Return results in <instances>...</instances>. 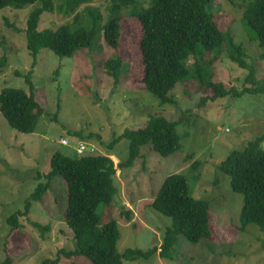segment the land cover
<instances>
[{
	"label": "rangeland",
	"instance_id": "obj_1",
	"mask_svg": "<svg viewBox=\"0 0 264 264\" xmlns=\"http://www.w3.org/2000/svg\"><path fill=\"white\" fill-rule=\"evenodd\" d=\"M51 1L54 11L41 16L40 31L73 23L75 14L64 16L58 10L62 0ZM251 1L215 0L209 10L219 28L231 32L235 43L242 45L257 78L264 79L261 49L249 39L242 25L244 8ZM38 5L21 10L0 9V60L5 56L0 68V92L17 88L28 93L29 78L45 111L31 134L11 127L0 112V264H43L56 259L59 250L75 247L73 233L65 223L68 186L60 175L50 179L51 187L42 201L33 202L28 216L20 218L19 229L14 230L7 222L13 213L24 210L37 186L48 181L46 175L54 152L75 157L76 145L84 142L92 144L98 155L111 153L117 165L127 157L128 141H121L110 152L106 145L126 129L144 127L151 115L178 121L181 148L162 157L146 146L132 167L118 169L114 200L98 209L102 222L118 223L120 252L148 251L160 246L172 220L155 211L151 204L164 180L180 173L187 177L193 197L208 202L213 237L190 243L180 236L173 260L161 258L158 251L149 258L125 260L124 264H264V231L251 224L240 232L244 195L235 193L230 179L219 170L233 151L244 150L251 141L264 137V94L238 97L231 93L211 99V88H199L194 80H189L171 92L173 105H161L141 82L142 33L138 20L129 15L131 6L121 11L122 37L117 49L105 42L101 31L92 48L80 49L71 57L58 56L48 49L40 50L34 57L27 49L25 31L28 16ZM86 6L99 8L106 23L110 14L108 0H94L78 11L83 12ZM118 56L124 65L115 83L104 64ZM194 62L190 58L189 63ZM213 65V82L227 90L254 88L246 80L249 71L231 62L226 53ZM62 141H67L68 146ZM195 163L197 167L193 168ZM128 210L133 213L131 221L123 214ZM61 262L90 264L86 258H63Z\"/></svg>",
	"mask_w": 264,
	"mask_h": 264
},
{
	"label": "trees",
	"instance_id": "obj_2",
	"mask_svg": "<svg viewBox=\"0 0 264 264\" xmlns=\"http://www.w3.org/2000/svg\"><path fill=\"white\" fill-rule=\"evenodd\" d=\"M94 0H62L58 10L64 16L73 17V23H65L57 30H38L41 16L54 11L51 0H0V9L24 7L38 4L29 14L26 28L27 49L34 57L42 49H48L61 57H71L78 50L92 48L99 32L105 42L117 49L122 37V9L131 6L130 16L135 17L141 27L139 49L142 57V84L144 90L154 95L161 105H173L171 92L178 84L194 80L199 88L207 86L214 95L211 99L224 98L234 93L240 97L246 93L264 94V79L256 76L253 65L242 45L236 44L229 31H222L209 7L215 0H108L109 12L104 16L97 7L86 6ZM148 4L147 7H144ZM121 19V20H120ZM243 29L251 41L258 43L260 58L264 60V0L248 3L242 17ZM249 71L246 80L254 88L241 92L227 90L224 85L213 82V64L222 54ZM190 58L195 62L190 64ZM5 56L0 60V68ZM124 65L118 56L108 59L104 68L107 74L119 81ZM30 92L17 88H5L0 92V112L8 124L21 133H34L44 114V108L36 98L33 82L26 78ZM178 121L163 116L151 115L147 124L138 129H126L106 145L113 151L121 141H128L125 161L115 165L112 154L85 157H71L60 151L53 153L48 181L40 183L26 201L24 210L13 213L7 220L11 227L19 229L20 218L27 217L31 204L41 202L51 187L54 175L64 177L68 186V204L65 223L71 229L75 241L72 250L61 249L56 259L45 260L43 264H60L63 258H86L90 264H124L125 260H138L159 251V256L173 260L180 236L190 243H198L213 237L209 204L197 200L189 188L185 175L177 173L168 176L151 207L160 214L171 218L172 224L166 229L163 241L148 251L139 249L118 250L120 232L118 223L110 220L103 223L98 211L101 205H110L117 193L115 177L118 169L133 166L142 156V148L149 146L162 157H168L181 148V137L177 131ZM99 141L100 137L97 136ZM103 143V142H102ZM264 137L251 141L244 150L233 151L219 166V170L230 179L231 189L244 195V206L240 216V232L251 225L264 231ZM197 164H193L196 168ZM192 170V169H191ZM128 221L132 220L130 210L123 212ZM35 226L42 230L40 225ZM64 262V261H62ZM61 262V263H62Z\"/></svg>",
	"mask_w": 264,
	"mask_h": 264
},
{
	"label": "built area",
	"instance_id": "obj_3",
	"mask_svg": "<svg viewBox=\"0 0 264 264\" xmlns=\"http://www.w3.org/2000/svg\"><path fill=\"white\" fill-rule=\"evenodd\" d=\"M63 144H66V141H62ZM77 153L79 155H93L95 152V149L93 147H87L84 143H79L77 147Z\"/></svg>",
	"mask_w": 264,
	"mask_h": 264
},
{
	"label": "clouds",
	"instance_id": "obj_4",
	"mask_svg": "<svg viewBox=\"0 0 264 264\" xmlns=\"http://www.w3.org/2000/svg\"><path fill=\"white\" fill-rule=\"evenodd\" d=\"M67 142V141H66ZM62 143V142H61ZM79 143H84V142H79ZM78 143V144H79ZM63 144V143H62ZM78 144L76 145V147H75V152H76V155L78 156V157H85V156H97L98 154H96L95 152H94V154L93 155H79L78 153H77V147H78ZM84 144H86V143H84ZM64 146H68V142L66 143V144H63ZM87 145V147H93V145L92 144H86ZM112 158V157H111ZM116 165V164H115Z\"/></svg>",
	"mask_w": 264,
	"mask_h": 264
}]
</instances>
